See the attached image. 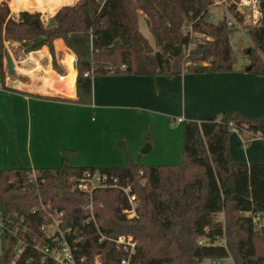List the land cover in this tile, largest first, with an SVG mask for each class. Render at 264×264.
<instances>
[{
	"label": "trees",
	"instance_id": "trees-1",
	"mask_svg": "<svg viewBox=\"0 0 264 264\" xmlns=\"http://www.w3.org/2000/svg\"><path fill=\"white\" fill-rule=\"evenodd\" d=\"M212 4L213 0H77L60 7L49 28L39 13L26 10L15 19L8 7L0 6V86L7 42H17L25 55L47 47L52 69L63 75L55 61V40H62L75 57L79 105L90 103L96 77L237 70L264 76V0H259L258 24L243 26L254 46L245 52L247 64H239L232 52L233 25L225 18L212 21ZM229 10L242 25L243 15L235 6ZM140 15L149 26L155 52L139 31ZM58 46L60 63L69 52ZM66 69L63 78L74 80L73 70ZM63 78L72 92L70 80ZM182 130L179 166L145 167L128 159L124 166L75 168L69 165L75 152L64 150L57 168L0 170V264H55L38 250L52 245L41 227L48 225L47 213L54 211L62 214L59 227L77 262L119 264L128 254L113 241L132 237L136 246L130 264H264V228L253 223L254 217L264 215V163H234L228 146L233 131L257 136L264 145V116L225 112L202 123L187 121ZM86 171L114 178L117 189H99L91 196L74 190L72 179ZM127 186L138 200L132 219L123 213L128 203L119 188ZM90 203L94 221L86 222L85 207Z\"/></svg>",
	"mask_w": 264,
	"mask_h": 264
},
{
	"label": "crops",
	"instance_id": "crops-1",
	"mask_svg": "<svg viewBox=\"0 0 264 264\" xmlns=\"http://www.w3.org/2000/svg\"><path fill=\"white\" fill-rule=\"evenodd\" d=\"M30 5L20 3L18 8L25 11ZM59 9L34 12L48 17ZM58 45L70 54L62 55L63 64L58 61ZM53 46L55 61L64 69L60 78L66 76L67 67L75 80L74 55L62 40L53 41ZM4 47L5 57H12L20 74H8L15 78L0 86V170L57 168L64 150L75 152L69 161L75 168L124 166L128 159L145 167L179 166L185 122L202 123L225 112L264 116V76L249 72L96 77L90 103L79 105L76 80L63 78L73 82L72 96L73 90L67 91L65 82L53 72L47 47L26 55L17 42L4 43ZM65 56L72 61L63 62ZM37 67L49 70L59 81L60 96L43 90V72ZM229 144L234 163L251 165L264 160V145L257 136L233 131ZM146 145L150 150L143 152Z\"/></svg>",
	"mask_w": 264,
	"mask_h": 264
},
{
	"label": "built area",
	"instance_id": "built-area-1",
	"mask_svg": "<svg viewBox=\"0 0 264 264\" xmlns=\"http://www.w3.org/2000/svg\"><path fill=\"white\" fill-rule=\"evenodd\" d=\"M23 0H0V6H6L9 9L10 15H19L24 10L18 8ZM238 5L242 9L250 10L253 13L252 22L254 25L258 24L260 13H259V0H239ZM74 184V190L80 193H86L89 196L99 189L116 188L118 184L116 180L112 177H108L106 174L102 173H90L88 171L84 172L82 177L79 179H72ZM126 197L128 207L123 210V213L127 218L132 219L136 217V208L138 206V200H136L135 195L131 193L129 186L119 187ZM62 214H58L56 211L53 213H47V220L49 221L47 226H42L41 231H43L47 238L52 239V245L45 247L43 249H38L41 253L47 257H50L55 264H85V260L81 259L77 262L72 254L71 247L65 241L63 233L60 230V224H62ZM85 219L86 222L94 221L92 212V203L85 207ZM253 223L256 227L264 228V215H257L253 219ZM53 229V230H52ZM116 248H121L125 253L128 254L126 259L120 261L119 264H130L132 256L135 254L136 242L132 237H119L117 240L113 241ZM38 248L37 246L35 247ZM20 250L17 251L20 254ZM94 264H100L98 259H96ZM211 264H220L218 262Z\"/></svg>",
	"mask_w": 264,
	"mask_h": 264
},
{
	"label": "rangeland",
	"instance_id": "rangeland-1",
	"mask_svg": "<svg viewBox=\"0 0 264 264\" xmlns=\"http://www.w3.org/2000/svg\"><path fill=\"white\" fill-rule=\"evenodd\" d=\"M67 1H69V0H60L59 4H63L65 2H67ZM74 1L77 2V0H72L71 3H73ZM238 1L239 0H213V4L210 6L211 7L210 8V15H211V19H212V21L214 23H217V21L225 18L228 21L229 24L233 25V28H235V32L232 34V36L229 39L230 46L232 48V52H233L234 56H236V58L238 59V63L239 64H247L248 63V59L246 58L245 52L248 51L250 53V51H252L254 49V46L251 43V41H249V38L246 35V32L243 29V26L252 25L253 24V23H251L252 22L253 13L250 10L242 9L238 5ZM230 5L231 6H235L236 10L239 11L243 15L244 20L242 22L243 23L242 25H238V24L235 23V19H233L232 15L230 14V10H229ZM62 6H65V4L62 5ZM62 6H60V7H62ZM67 6H70V5H67ZM30 13H37V12H30ZM51 16L52 15H50L48 17L43 15V14L41 15V21H42V23H44L45 26H46L48 20L53 19L54 16H52V17ZM138 26H139L140 33L147 40V43L150 44L153 52L157 51V47L155 46V43L153 41V37H152V35L150 34V31H149V26H147L146 20H145V18L142 15H140L139 18H138ZM197 40H198V38H197ZM3 47H4V44H3ZM12 54L15 55L14 52H12ZM5 56H6V53L4 54V58H3V62H2V64L4 65V73H5L4 81H3L4 83H3L2 86L5 85V81L7 82V80H12V79L15 78V77H12L10 75L8 76V73H7V70H6V65L7 64L5 63V58H6ZM64 60H67L68 62L72 61V59L70 57H68V56H65V58L63 59V62H64ZM51 67H52V65H51ZM60 68H62L63 75H64V69H63V67L61 65H60ZM74 69H75V67H74ZM53 72L55 73L56 76H59V77L63 76V75L60 76L54 70H53ZM16 74H20V72L17 71ZM21 74H26V72H22ZM28 74L31 75V77L34 79V77L32 76L30 71H28ZM76 75H77V73H76ZM42 83L43 82H41V84ZM67 85H69V87L73 86L70 81L68 82ZM73 93H74V89H73V92H72V96H73ZM61 97H65V96H61ZM228 146L230 147L229 139H228ZM143 149L144 148L142 147L140 152L143 151ZM236 149L240 150V151H243L242 147H240V146H238V148H236ZM181 158H182V156H181ZM181 162H182V159H181ZM237 163L243 164L242 162H237ZM259 163H264V160H261ZM35 176H36L35 173H31V177L32 178H34ZM228 263L230 264V262H228ZM202 264H211V263H210L209 260H206Z\"/></svg>",
	"mask_w": 264,
	"mask_h": 264
},
{
	"label": "bare ground",
	"instance_id": "bare-ground-1",
	"mask_svg": "<svg viewBox=\"0 0 264 264\" xmlns=\"http://www.w3.org/2000/svg\"><path fill=\"white\" fill-rule=\"evenodd\" d=\"M59 2H60V0H23L21 3H24V4L25 3H29V4L31 3L29 9H27V10L34 11V10H36L38 8L39 9H45V10H47V9L60 8V6H62L64 4L60 5ZM70 3L65 4V5H69ZM43 60H44V58H43ZM32 62H33V60H32ZM35 62H37V61H35ZM37 69L39 70V72L40 71L43 72V77H44L43 80H42V82H43L42 83L43 90L45 89L47 92H53V93H55L57 95L63 93V87H62V85L59 84V81L55 79V77L50 73L49 70H45V69L42 70L41 67H37ZM15 86L19 87L16 84H15Z\"/></svg>",
	"mask_w": 264,
	"mask_h": 264
},
{
	"label": "water",
	"instance_id": "water-1",
	"mask_svg": "<svg viewBox=\"0 0 264 264\" xmlns=\"http://www.w3.org/2000/svg\"><path fill=\"white\" fill-rule=\"evenodd\" d=\"M53 25H54V21H53V19H50V20H48V22H47L45 27L49 28V27H52ZM5 63L7 64L6 65L7 73L11 74L12 76H16L15 66H14V64H13V62H12L10 57H6L5 58ZM249 70H250V68L247 69V71H249ZM144 148L145 149H144L143 152H148L150 150L149 145H146ZM233 186H234V182L232 181V179H230L229 180V188H233Z\"/></svg>",
	"mask_w": 264,
	"mask_h": 264
}]
</instances>
